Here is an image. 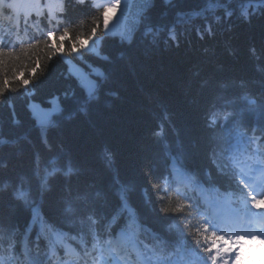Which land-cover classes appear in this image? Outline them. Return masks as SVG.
<instances>
[{"label": "trees", "instance_id": "1", "mask_svg": "<svg viewBox=\"0 0 264 264\" xmlns=\"http://www.w3.org/2000/svg\"><path fill=\"white\" fill-rule=\"evenodd\" d=\"M221 2L232 10L231 17L225 15L224 7L194 16L193 12L206 9V0H174L172 5L150 0L147 8L152 9L153 31L163 30L155 42L143 26L137 28L131 43L122 41L119 35L101 42V55L108 60L93 55L88 63L101 67L106 80L99 99L90 102L85 112L79 111L83 92L74 79H66V65L56 58L40 77L32 97L43 109L51 107L47 102L50 98L58 97L63 109L53 117L58 126L49 129L47 144L27 107V97L11 96L19 123H13V113L0 105V138L6 141L0 144V182L10 181L14 187L23 184L37 202L45 226L39 244L49 240L47 226L66 234L68 241L81 232L89 241L90 223L81 224L80 220L93 207L111 213L118 205L121 184L134 186L130 204L149 230L164 236L166 221L145 205L142 189H148L153 205L157 195L167 199L168 193L152 189L168 169L166 153L183 150L189 166L201 176L206 169L215 175L209 158V117L216 110L213 105L221 108L225 101L230 102L226 110L235 109L247 117V128L258 121V113H248L247 101L264 103V14L257 12L245 19L241 13L246 0ZM125 3L129 5L126 11L134 16L139 0ZM48 7L57 13L61 5L58 0H50ZM102 10L95 0H89L84 8H75L71 12L72 33L87 34L93 18ZM178 12L185 14L182 19ZM118 22L124 23L125 17H119ZM126 22L131 25V18ZM173 26L179 46L168 37ZM98 35H104L102 21ZM74 63L84 74L90 73L87 63ZM66 92L68 95H64ZM69 115L72 118L66 119ZM158 130L162 133L159 137L155 135ZM218 163L225 161L220 158ZM69 166L78 170L70 179L62 175ZM56 169L61 172L49 177L48 188L44 189L43 178ZM96 192L101 193L99 198ZM176 192L171 188L174 200ZM85 195L86 200L78 198ZM69 204L74 209L71 213L65 211ZM31 219V210L13 198L11 189L0 193V224L15 229L14 233L0 235V254L14 242L23 258L26 242L30 258L42 256V247L39 252L34 247L40 223L34 224L30 233L25 232ZM97 230L102 233L104 225H98Z\"/></svg>", "mask_w": 264, "mask_h": 264}, {"label": "snow or ice", "instance_id": "2", "mask_svg": "<svg viewBox=\"0 0 264 264\" xmlns=\"http://www.w3.org/2000/svg\"><path fill=\"white\" fill-rule=\"evenodd\" d=\"M149 2L139 0L140 6L133 16L130 11H126L129 5L125 0H107L103 10L93 18L90 31L81 36L72 33L71 12L77 7L84 8L89 0H58L61 7L55 14L48 7L50 0H10L8 3L0 0V21H4L0 23V105H6L13 113V123L19 121L15 119V105L11 96L19 94L28 98L27 107L40 129L42 141L47 144L49 129L58 126L53 117L62 114L63 109L58 97L47 101L51 104L49 109H43L32 97L36 94L40 77L46 74L48 66L56 58H60L66 65V79H74L83 92L84 100L79 111L85 112L90 102L99 99L101 86L106 80L101 67L88 63V57L93 55L97 59L108 60L107 56L101 55V42L110 36L119 35L122 41L131 43L139 26L145 27L155 42L163 30L157 28L153 31L150 23L152 9L147 8ZM163 3L172 5L174 0H163ZM246 5L241 13L245 19H250L257 12L264 14V0H246ZM152 7H155V3ZM216 7H224L227 17L233 15L232 10L221 0H206V9L195 11L193 15H200ZM9 10L12 11L11 16L7 15ZM184 15L182 12L177 13L181 19ZM115 17H125V22L120 23L114 20ZM128 18H131V25L126 22ZM216 19L219 20V17ZM101 21L103 36L98 35ZM29 30L34 34L24 40L21 33L26 34ZM206 30L209 36L213 35L210 26ZM200 36L203 39L202 33ZM168 37L179 46L174 26L169 29ZM251 51L255 52V49ZM74 61L87 63L90 73L84 74ZM247 102L248 113L259 114L258 121L250 128L246 127L247 117H242L235 109L226 110L230 102L225 101L221 108L213 105L216 110L209 117V158L215 168V175L211 169H206L201 176L189 166L188 156L183 150L175 154L167 152L168 169L159 183L152 184L153 192L165 191L168 193L167 199L157 195L153 205L148 189H142L145 205L159 219L166 221V234L154 235L156 246L137 240L138 234L145 230L144 221L138 210L130 204L129 194L134 186L121 184L117 189L118 205L111 213L93 207L80 220L81 224L86 221L90 223L91 245L81 235V251L76 252L64 246V256L75 255L82 264H246L249 258L247 246L252 242L264 246V147L259 143L264 141V103L258 104L256 99H248ZM65 118L71 119L72 115ZM155 135L159 137L162 133L158 130ZM4 143L6 141L0 138V144ZM220 158L225 163H218ZM181 169L190 177L191 187L183 193L177 191V199L174 200L171 195V177ZM76 171L69 166L62 175L70 179ZM58 172L61 170L56 169L45 175L41 182L44 189L48 188L49 177ZM220 180L225 183L221 184ZM9 189L13 198L22 201L32 212V219L25 228L26 234L30 233L34 224L40 223V234L34 243L39 252V241L45 226L42 216L37 212L38 204L31 199L23 184L14 187L10 181L0 182V193ZM209 189L214 190L216 196H204L203 193ZM100 196V192L95 193V197ZM181 196L182 199L179 198ZM78 198L86 200L87 195ZM65 211L71 213L74 209L69 204ZM125 213L126 216L123 215ZM193 218L197 221L195 225ZM100 224L104 225L102 233L97 230ZM118 224L121 226L119 232H116L113 225ZM14 231L0 224V235ZM63 239L62 235H57V243ZM53 258L59 260L56 245L50 244L48 264H54ZM0 264L37 262L29 257L26 247L21 258L16 252V244L9 242L3 254H0ZM61 264H68V261H62Z\"/></svg>", "mask_w": 264, "mask_h": 264}, {"label": "rangeland", "instance_id": "3", "mask_svg": "<svg viewBox=\"0 0 264 264\" xmlns=\"http://www.w3.org/2000/svg\"><path fill=\"white\" fill-rule=\"evenodd\" d=\"M96 2L102 1V0H95ZM107 1V0H106ZM114 20L119 21V17H115Z\"/></svg>", "mask_w": 264, "mask_h": 264}]
</instances>
